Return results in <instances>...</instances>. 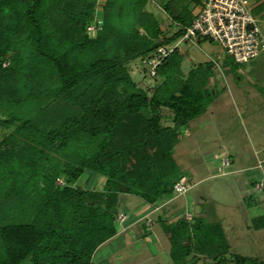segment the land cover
<instances>
[{
	"label": "trees",
	"instance_id": "1",
	"mask_svg": "<svg viewBox=\"0 0 264 264\" xmlns=\"http://www.w3.org/2000/svg\"><path fill=\"white\" fill-rule=\"evenodd\" d=\"M146 4L147 0H107V11L99 12L103 15L105 30L95 38H90L85 34V24L93 19V1L87 4V0H0V86L3 90L8 89L9 93L5 95L14 100L13 104H20L22 96L17 87H8L3 81L9 80L8 76L13 73H24L19 70L22 61L16 53L11 56L9 66L3 67L1 61L11 46V37L21 31L25 24L30 36V48L36 53V59L40 60L38 69H34L32 77L29 74L25 82L30 83L31 87L37 84L32 79L39 78L41 81L44 78H41L42 67L45 68L46 63L50 64L54 79L60 82L57 92L62 99L72 101L79 98L76 91L83 81L95 73H101L105 79L89 96L88 102L96 100L106 89L107 101L109 104L113 102L116 108L113 114L108 107L111 115L107 117L106 123L88 129V133L83 123L89 120L84 115L81 117L82 113L69 116L61 125L47 129H38L25 122L21 128L33 131L36 134L34 141L39 145L30 144L13 151L0 150V196L9 197L12 191H31L34 208L28 217L21 212L11 220L4 217L0 220V264H97L92 260L94 251L116 234L113 227L115 211L102 214L101 208L91 207L90 197L107 203L111 208H114L113 203L119 201L120 194L135 193L146 201H154L162 196H171L174 184L181 180L180 167L170 149L183 135L182 127L204 113L212 102L214 93L207 88L214 75L212 66L205 68L203 64L184 75L183 54L175 50L158 66L157 74L164 80L155 93L148 97L145 91L137 90L136 93L121 97L116 95V86L130 79L125 62L144 57L158 46L173 42L194 18L188 15L186 19L182 15L172 16V20L182 24V27L166 36L165 29L152 12L136 11ZM125 11L136 14V23L144 29V35L139 36L137 32L135 36H121L125 56L120 60L101 58L84 62L81 53H75L77 48L91 51L99 49L110 36L109 30L120 28L112 20H124L119 14H127ZM167 27L170 29L173 26L170 24ZM162 108L172 110L170 122L167 120L169 117L162 114ZM147 109L151 110V117L144 115L148 113ZM124 111L134 112V116L138 120L142 118L147 126L144 134L128 136L130 141L137 136L141 139L138 142L135 140L134 144L142 151L141 161L145 159L144 164L151 168L145 167L141 172L139 185L135 170L128 167L127 151L121 146L112 145ZM86 134L89 136L84 140L83 135ZM90 140L93 145L85 148L73 163L66 162L64 172L75 179L85 169L95 171L107 177L103 182L104 189H85L72 184L57 187L54 175L44 167V150L62 153L72 143L83 141L86 145ZM159 140L165 148L168 146L169 152L151 156L154 153H150V149L158 148ZM71 208L74 210L73 215L77 216L75 221L67 219V212ZM98 217L107 218V224L94 225L93 221ZM262 225L259 223L258 227ZM162 226L170 242V255L175 262L184 261L192 254H204L210 255L214 264H222L227 260L237 264H264V259L258 257L232 254L219 223L208 222L202 217L190 222L181 217L174 222H162Z\"/></svg>",
	"mask_w": 264,
	"mask_h": 264
},
{
	"label": "rangeland",
	"instance_id": "2",
	"mask_svg": "<svg viewBox=\"0 0 264 264\" xmlns=\"http://www.w3.org/2000/svg\"><path fill=\"white\" fill-rule=\"evenodd\" d=\"M92 1L94 15L92 21L85 24V34L87 37L95 38L105 30L103 15H100L99 12L107 11V4L105 5L107 0H87V4ZM144 10L152 12L158 18L162 28L165 29L166 36H170L178 27V22H174L172 16L182 15L186 19L187 15L189 17L195 13V10L191 9V4L186 0H147V6L136 11L144 12ZM250 10L264 34V0H251ZM121 11L123 10L121 9ZM179 11L181 14L177 13ZM125 12L127 14H119L120 18L123 16L124 20L119 18L112 20L120 28L110 27V36L103 41L99 49L95 50L94 48L91 51L77 48L75 53H81L84 62L101 58L115 61L122 59L125 55L121 47V36H135L137 32L139 36L144 35V29L136 23V14L132 11ZM56 24H59V21H56ZM170 24L173 28L169 29L167 26ZM21 29L11 37L13 39L11 46L6 56L3 57L5 59L1 61L3 67L9 66L11 56L16 53L22 61V67L19 70L24 72L13 73L14 75L8 76L9 80L3 81L8 87H17L18 93L22 96L20 104H13L14 100L8 99L5 95L9 93L8 89L3 90L0 86L1 152L3 149H12L13 151L15 148L30 144L39 145L34 141L36 134L33 131L21 128L25 122L38 129H47L61 125L69 116L82 113L81 117L84 115L85 119L89 120L83 123L87 133L90 129L106 123L111 112L114 114L116 111L113 102L109 104L110 102L107 101L106 89L96 100L88 102L89 96L93 95L105 79L101 73H95L83 81L81 87L76 91L79 98L72 101L62 99V96L57 92L60 82L54 79L49 69L50 64L46 63L45 68L42 67L41 78H44L41 81L38 77V80L32 79V82L35 80L37 82L34 86L31 87L30 83L24 81L29 74L32 77L33 70L40 66L38 64L40 60L36 59V53L30 48V36H28L26 25L23 24ZM179 50L183 54L184 75L199 64H203L205 68L211 65L214 75L207 88L214 93L212 102L205 108L207 111L191 119L182 127L183 135L180 136V140L175 141L176 144L174 143L170 149L172 150L170 153L180 167L181 180L191 182L194 186L185 195H176L172 201L167 202L162 199L166 196L156 198L154 201L148 199L146 201L135 193L120 194L119 201L113 203L114 208L107 206V203H102L95 197H90L91 207L101 208L102 214L115 211L113 227H115L116 234L94 251L92 260L97 264H214L212 257L204 254H192L184 261L179 262L172 259L170 242L164 232L152 231L149 233L151 229H160V225L155 224L157 220L153 218L154 220L151 221L145 215H139L140 209L158 206L159 203L165 205V213L172 211L175 216L185 213V210L195 216L201 215L198 211L202 209L201 213L206 219L222 223L223 229L225 228L224 232L230 240L229 246L232 254L264 259V190L260 189L261 183L264 186V161L262 163L263 172L258 173L262 174L261 180L256 184V188H254L255 180L253 178L257 174L256 170H245L239 173L228 172L258 163L257 155L254 154L253 149L257 150L259 146L264 148V50L248 63L242 64L234 62L219 43L210 39L198 44L183 42ZM141 59L142 57L125 62L130 79L128 82L125 81L116 86L117 96L121 97V95L142 90L149 97L163 82L162 76L152 77L148 74ZM25 74L27 77H24ZM238 76H241V79H238ZM220 85L222 89L219 88ZM108 107L111 112L108 111ZM147 110L148 113L144 115L151 117V110ZM161 112L169 117L167 120L170 122L172 110L162 108ZM122 114L112 145L121 146L127 151L128 167L135 170L136 182L139 185L141 172L144 171L146 165L144 164L145 159L141 161L142 151L135 146L134 141L141 140L137 135L147 132V126L142 118L138 120L134 116V112L124 111ZM130 134H137V138L134 140L131 138L132 141H130L128 139ZM88 136L89 134L83 135L84 140ZM158 142L160 148L150 149V153H154L150 154L151 156H155V153L168 151V146L165 148L161 140ZM90 144L93 145L92 140L86 145L83 141L78 144L72 143L62 153L49 149L44 150L42 155L44 167L54 175L57 187L72 184L85 189H104L103 182L107 177H103L95 171H86L85 169L75 179H71L64 172L65 163L68 161L73 163L74 159L78 158ZM228 155H231L233 160L229 167L223 169L227 173L221 174L223 171L218 169L221 158L229 159ZM156 156L159 157V155ZM258 157L264 158V152L258 154ZM223 165H227V162H224ZM172 192L174 196L176 192L173 188ZM250 196H252L251 199H249ZM32 197L31 191L20 193L12 191L9 197L0 196V220L4 218L11 220L18 217L21 212L28 217L29 213L34 212L32 211L34 209ZM243 197L246 198L243 199ZM171 204L177 207L175 211L171 209ZM241 207H244L246 212ZM73 212V208L67 212V219L75 221L74 218L77 216L73 215ZM133 214L137 216L136 219L141 221V223L137 222V225L142 231L146 227L145 223L150 226L154 225V227L148 228V233L143 236L138 233L140 231L138 227L126 230L130 220L135 218ZM189 215L186 212V215L183 216L192 222ZM256 216L258 219L253 220ZM167 220L166 223L169 222V219ZM160 222L158 220L157 223ZM93 223L94 225L102 223L106 225L107 218L98 217ZM259 223L263 224L262 227H258ZM222 264L237 263L227 260Z\"/></svg>",
	"mask_w": 264,
	"mask_h": 264
},
{
	"label": "built area",
	"instance_id": "3",
	"mask_svg": "<svg viewBox=\"0 0 264 264\" xmlns=\"http://www.w3.org/2000/svg\"><path fill=\"white\" fill-rule=\"evenodd\" d=\"M250 5L251 0H200L197 13L190 24L184 26L180 37L142 57L148 74L157 76L158 66L179 50L183 42L198 44L210 39L219 43L238 64L248 63L257 57L264 50V34L251 13ZM177 26L182 27V24L177 23ZM261 186L260 189L263 188L262 183ZM189 187L188 182L180 180L173 189L177 194H183Z\"/></svg>",
	"mask_w": 264,
	"mask_h": 264
},
{
	"label": "crops",
	"instance_id": "4",
	"mask_svg": "<svg viewBox=\"0 0 264 264\" xmlns=\"http://www.w3.org/2000/svg\"><path fill=\"white\" fill-rule=\"evenodd\" d=\"M187 2H189L190 4H191V9H193V10H195V13H194V15L193 16H195V14L197 13V11H198V9H199V4H200V0H199V2L197 3V2H195L194 0H186ZM147 6V4L145 5V7ZM215 79V78H214ZM238 79H241V77L240 76H238ZM219 88H221L222 89V86L220 85L219 86ZM207 111V110H206ZM205 111V112H206ZM204 112V113H205ZM253 152H254V154L255 155H257V158H258V163H254V165H251L250 167H246V168H244V169H236V170H230V171H228V172H242V171H245V170H247V171H251L252 169H254V170H256L257 171V174H256V176L255 177H253L254 178V182H255V185H254V188H256V184H258L259 182H260V180H261V175L262 174H258V173H260V172H263V168H262V163H263V161H264V158H260V157H258V154H261V152H264V148H260V146H259V149H257V150H255V149H253ZM230 158V160L229 159H227V157H222L221 158V161H220V167L218 168L219 170H222L223 172L221 173V174H226L227 172H225L223 169L224 168H227V167H229L230 165H231V162H232V156L231 155H228ZM223 159H226L224 162H227V165H223ZM222 162V163H221ZM178 163V162H177ZM257 179V180H256ZM190 184V187H189V189L185 192V193H183V194H176V193H174L175 195L173 196V195H171V196H169V197H162V199H165V202H167V201H169V200H171L172 201V199L173 198H175V196L176 195H179V196H181V195H185L193 186H194V184H191V182L189 183ZM261 190H264V186H263V188L261 189ZM173 196V197H172ZM170 197H171V199H170ZM131 198V197H130ZM246 197H243V199H245ZM252 198V196H250L249 197V199H251ZM248 199V200H249ZM174 201V200H173ZM174 203V202H173ZM171 206H172V210H176V206L174 205V204H171ZM174 206V207H173ZM164 208H165V205L163 206V205H161L160 203H159V205L158 206H148V207H146V208H144V209H140L139 210V215L140 216H142V215H145L148 219H150L151 221L152 220H157V222H158V220H160L161 222H165L166 223V220L167 219H169V222L168 223H170V222H172V221H176L177 219H179V218H181V217H184L185 218V216H183V215H186V212L187 213H189L190 214V217L192 218V220L194 219V218H196V217H202V218H204L206 221H208V222H211V223H219L220 225H221V227H222V229H223V226H222V223L221 222H218V221H209L208 219H206L203 215H202V209L201 210H199L198 212H200V214L201 215H197V216H195V215H193V214H191L189 211H186L185 210V213H183V214H181V213H179V214H177L176 216L174 215V214H172L173 212L172 211H169L168 213H165V210H164ZM242 208V210L243 211H245L244 210V207H241ZM161 212H163V213H161ZM246 212V211H245ZM244 212V213H245ZM134 216H135V218H133V219H131L130 220V224H129V227L126 229V230H129V228L132 230L134 227H138L139 228V232L138 233H141V235L143 236L144 234H147L148 233V228H153L154 227V225H148V224H146L145 223V228H143V231H142V229L137 225L138 223L137 222H139V223H141V221H139L138 219H136L137 218V216L135 215V214H133ZM138 215V214H137ZM139 218V217H138ZM154 218V219H153ZM190 218V219H191ZM253 218V217H252ZM255 218H258V216H256V217H254L253 218V220L255 219ZM140 219V218H139ZM187 219V218H186ZM137 220V221H136ZM168 221V220H167ZM189 221H191V220H189ZM155 223V224H159L160 226V229L159 228H155L154 230L153 229H151V232H149V233H152V231H159V232H164V230L162 229V227L163 226H161V222L160 223ZM225 229V228H224ZM224 229H223V232H224ZM144 232V233H143ZM164 234H165V232H164ZM224 234H225V232H224ZM225 237H226V239H227V242L229 243V245H230V240L227 238V235L225 234ZM105 243H107L106 241L104 242V243H102L101 244V246L100 247H102ZM98 251V250H97ZM96 255V254H95ZM232 261V260H231Z\"/></svg>",
	"mask_w": 264,
	"mask_h": 264
}]
</instances>
